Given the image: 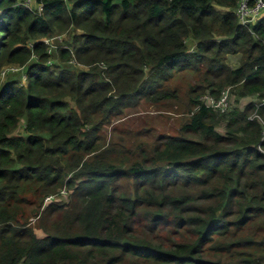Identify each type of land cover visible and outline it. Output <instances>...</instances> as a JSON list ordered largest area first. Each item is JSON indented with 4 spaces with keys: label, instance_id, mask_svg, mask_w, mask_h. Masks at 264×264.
Listing matches in <instances>:
<instances>
[{
    "label": "trees",
    "instance_id": "obj_1",
    "mask_svg": "<svg viewBox=\"0 0 264 264\" xmlns=\"http://www.w3.org/2000/svg\"><path fill=\"white\" fill-rule=\"evenodd\" d=\"M25 2L0 0V264H264V16L242 25L240 0ZM67 31L51 61L44 39ZM226 89L231 110L204 104ZM142 100L182 104L179 133L105 131ZM136 218L183 237H139Z\"/></svg>",
    "mask_w": 264,
    "mask_h": 264
},
{
    "label": "rangeland",
    "instance_id": "obj_2",
    "mask_svg": "<svg viewBox=\"0 0 264 264\" xmlns=\"http://www.w3.org/2000/svg\"><path fill=\"white\" fill-rule=\"evenodd\" d=\"M33 8V6H32ZM262 16H264V9L262 10ZM71 34L72 32L67 31L61 34H57L56 36L51 38L50 47L52 52V60L54 61L53 53L55 52L57 47H64L68 46L67 44L71 41ZM189 44V42H188ZM57 45V47H55ZM240 56H230L229 57V63L232 64V66H236L239 64ZM72 62V61H71ZM73 63V62H72ZM13 64H6L2 68L5 71L7 68L12 66ZM238 67V66H237ZM234 67V68H237ZM25 71L21 69L17 72H10L11 74H17V76H20L22 84L26 85L27 80L24 79L22 76ZM9 76V72H7V75H5L6 79ZM3 77V76H2ZM3 79V78H2ZM3 79V80H4ZM196 80V75L191 71H181L176 73L172 81L170 82V86L178 88L181 92L182 98L187 96V93L189 91L190 83L194 82ZM252 98H247L244 101L241 102L243 104L244 102H248ZM182 104H179L177 102H170L166 105H159L154 106L146 103L145 101H141V103L133 108H131L125 115L117 118L113 123L107 125L106 132H111L115 127H117L116 130H118V134L123 139H131L132 142L134 141H144L145 143H155V140L158 135L161 134H178L179 129L181 127L182 118L184 117L182 112ZM223 128L220 127V131H222ZM129 146L133 148L132 146L136 147L137 145L135 143H130ZM57 192L58 197L61 198L59 201L60 203L66 201L65 196H62L60 193ZM68 194V191H67ZM47 205L43 206V209ZM32 222H35L37 220L36 217L30 218ZM134 228L135 233L139 237H147L150 240L153 241H160L162 240L165 243H169L171 239H181L184 234V230L175 229L172 226H168L166 224L161 225L156 230H148L146 223L142 218H136L134 222Z\"/></svg>",
    "mask_w": 264,
    "mask_h": 264
},
{
    "label": "built area",
    "instance_id": "obj_3",
    "mask_svg": "<svg viewBox=\"0 0 264 264\" xmlns=\"http://www.w3.org/2000/svg\"><path fill=\"white\" fill-rule=\"evenodd\" d=\"M33 3V0H26L25 4L28 7H31ZM264 9V0H240L239 5L236 10V14L239 17L240 23L242 25H249V24H255L258 22L263 16H262V10ZM52 38V37H51ZM51 38L44 39V42L48 45V51L51 53ZM32 46V44H31ZM57 47V45H55ZM51 62V61H50ZM20 67L18 65H12L9 68H7L5 71L2 70V78H5V75H7V72H17L20 71ZM23 77L25 80H27L26 74H23ZM202 100L204 101V104L215 111H219L220 113H226L232 108V101L230 96V90L226 89L220 97L215 98L213 96H210L208 94L204 95L202 97ZM264 104V98L262 101L258 104V106ZM263 139H264V132H263ZM62 196H65L67 194V190H62L60 193ZM59 194H51L46 197L45 199V205H48L52 202H59L61 198L58 197Z\"/></svg>",
    "mask_w": 264,
    "mask_h": 264
},
{
    "label": "crops",
    "instance_id": "obj_4",
    "mask_svg": "<svg viewBox=\"0 0 264 264\" xmlns=\"http://www.w3.org/2000/svg\"><path fill=\"white\" fill-rule=\"evenodd\" d=\"M233 56H236V55H233ZM240 62V61H239ZM230 65L232 66V64L230 63ZM237 66H239V64L238 65H236V66H232V67H237Z\"/></svg>",
    "mask_w": 264,
    "mask_h": 264
}]
</instances>
